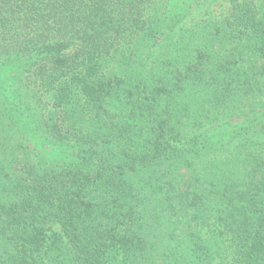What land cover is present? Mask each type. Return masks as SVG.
Masks as SVG:
<instances>
[{
	"label": "trees",
	"instance_id": "trees-1",
	"mask_svg": "<svg viewBox=\"0 0 264 264\" xmlns=\"http://www.w3.org/2000/svg\"><path fill=\"white\" fill-rule=\"evenodd\" d=\"M174 1L0 0V264H264V0Z\"/></svg>",
	"mask_w": 264,
	"mask_h": 264
},
{
	"label": "rangeland",
	"instance_id": "rangeland-1",
	"mask_svg": "<svg viewBox=\"0 0 264 264\" xmlns=\"http://www.w3.org/2000/svg\"><path fill=\"white\" fill-rule=\"evenodd\" d=\"M178 3V0H175L173 6ZM226 2L224 0H219L212 4V9L220 14L226 12ZM238 126V125H237ZM25 132L28 134V143L31 151L36 153L38 157L43 159L48 163L63 162L69 157H72L71 151L68 148L54 145L40 133L34 131L33 124L30 123L25 125Z\"/></svg>",
	"mask_w": 264,
	"mask_h": 264
}]
</instances>
